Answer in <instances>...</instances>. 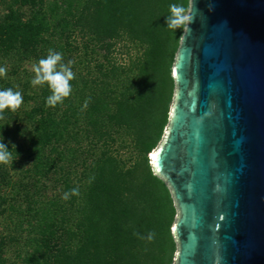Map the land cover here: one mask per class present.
I'll return each instance as SVG.
<instances>
[{"label": "trees", "instance_id": "obj_1", "mask_svg": "<svg viewBox=\"0 0 264 264\" xmlns=\"http://www.w3.org/2000/svg\"><path fill=\"white\" fill-rule=\"evenodd\" d=\"M4 4L1 56L36 65L51 49L74 73L70 95L54 107L47 83L31 85L28 144L7 145L29 164L31 185L19 180L18 188L34 187L24 197L28 249L19 264H171L175 208L148 154L167 123L185 26L170 29L165 16L173 4L186 14L189 0ZM6 126L5 139L20 131Z\"/></svg>", "mask_w": 264, "mask_h": 264}, {"label": "water", "instance_id": "obj_2", "mask_svg": "<svg viewBox=\"0 0 264 264\" xmlns=\"http://www.w3.org/2000/svg\"><path fill=\"white\" fill-rule=\"evenodd\" d=\"M148 154L175 208L172 264H264V0H189Z\"/></svg>", "mask_w": 264, "mask_h": 264}, {"label": "rangeland", "instance_id": "obj_3", "mask_svg": "<svg viewBox=\"0 0 264 264\" xmlns=\"http://www.w3.org/2000/svg\"><path fill=\"white\" fill-rule=\"evenodd\" d=\"M3 1L7 2L8 0H0V14L6 5ZM19 62L14 56L3 57L0 54V67L6 69V74L0 76V90L11 88L13 91L21 92L23 96L21 106L15 112L5 109L3 119H0V125L3 126L4 123H7L6 127L11 132L15 131L16 125H20V131L16 135L10 134L6 139L2 135L0 136V139L3 138L0 142L10 146L28 144L26 137L30 126L24 112L28 111L33 104V101L26 96L32 95L33 92L31 81L35 78L34 65L31 63L19 64ZM3 129H0V133L4 132ZM28 166V161L24 156L17 157V154L14 153H11L8 163H0V180L1 176L7 172L6 181H9L8 184L3 183L0 186V256L5 259L2 264H19L28 249L25 241L26 233L21 232L25 223L21 225L20 218L24 217L25 213L22 211L27 207L26 200L28 199L24 198L25 193L28 191L30 195L34 187L18 188L19 180L26 181L31 185V178L24 175V169ZM43 182L48 184L46 178H42V184ZM18 221L20 225L17 223Z\"/></svg>", "mask_w": 264, "mask_h": 264}, {"label": "clouds", "instance_id": "obj_4", "mask_svg": "<svg viewBox=\"0 0 264 264\" xmlns=\"http://www.w3.org/2000/svg\"><path fill=\"white\" fill-rule=\"evenodd\" d=\"M184 13L185 9L183 6L176 4L170 5V15L165 16L166 26L170 29H176L185 24L190 18ZM61 60L62 55L50 49L48 56L40 59L38 64L34 65L33 68L35 78L32 79L31 84L36 86L47 83L51 91V95L47 97L46 106L54 107L71 93V85L69 82L74 79V73L70 67L60 63ZM69 63H71V61ZM5 74L6 69L0 67V76ZM22 102L23 96L21 92L13 91L11 88L0 90V119H3L5 109L15 112L21 106ZM13 147L15 146L13 145ZM10 159L11 150L8 149L5 143L0 142V163L6 164ZM71 194L78 195V188H73ZM68 196L69 193H65L64 199H67Z\"/></svg>", "mask_w": 264, "mask_h": 264}]
</instances>
